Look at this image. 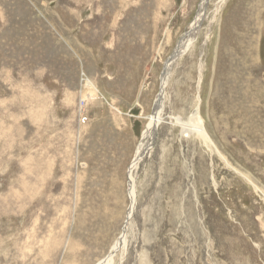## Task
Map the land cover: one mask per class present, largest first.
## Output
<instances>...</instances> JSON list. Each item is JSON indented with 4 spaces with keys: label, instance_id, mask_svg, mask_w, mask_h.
Instances as JSON below:
<instances>
[{
    "label": "rangeland",
    "instance_id": "rangeland-1",
    "mask_svg": "<svg viewBox=\"0 0 264 264\" xmlns=\"http://www.w3.org/2000/svg\"><path fill=\"white\" fill-rule=\"evenodd\" d=\"M205 1L0 0V264H264V0Z\"/></svg>",
    "mask_w": 264,
    "mask_h": 264
},
{
    "label": "bare ground",
    "instance_id": "bare-ground-1",
    "mask_svg": "<svg viewBox=\"0 0 264 264\" xmlns=\"http://www.w3.org/2000/svg\"><path fill=\"white\" fill-rule=\"evenodd\" d=\"M198 17L201 20V18L203 17V13H201L200 16H198ZM182 49H184V47ZM182 49H180V50H182ZM178 55H179V51H178L177 55L174 57V59H176L178 57ZM166 69L169 72V65H168V67ZM168 72H167L166 76L164 78H162L163 86H162L161 92H160V94H159V96L157 98V102L154 105V111L152 113L153 117L151 118L149 126L147 127L146 131L144 132L143 140H142V142H141V144H140V146L138 148V151H137V153L135 155V158H134V160L132 162L131 168L129 169V178L131 180V182H129V186L130 187H129V190H128V192H129L128 194H129V197H130V208H129V211H128L126 227H125L124 231L127 228V224H128L127 222H129L131 220L132 216H133V213L135 211V205H136V188H135V178L133 177V173H134V170L137 168L138 164L144 158L146 150L148 149V147H150L151 143L155 139L154 130L157 129V126L160 123V117L159 116H161V113H162V106H163V103H164V90H165V85H166L165 81H167ZM87 86L88 87H94L93 83L91 81H89V80L87 82ZM190 122H191V124L186 129L187 133H192L193 128H196V129H198V131H200V133L203 135V137L208 140L209 137L206 134L205 130L203 129V122L200 120L199 111H195V113L193 114V117L190 120ZM121 246L122 247L124 246V236H121L113 244V246L111 248V251H110V255H108L105 259L100 261L98 264H110L111 260L113 259L114 255H115V253L118 252L119 250H121V248H122Z\"/></svg>",
    "mask_w": 264,
    "mask_h": 264
},
{
    "label": "water",
    "instance_id": "water-1",
    "mask_svg": "<svg viewBox=\"0 0 264 264\" xmlns=\"http://www.w3.org/2000/svg\"><path fill=\"white\" fill-rule=\"evenodd\" d=\"M208 3H209V0H206L205 1V7L203 8V17L201 18V21L205 17V13H206V10H207ZM178 51H179V46H178V49L175 51L174 55L168 60L167 65H166V68L168 67V65H171V63L175 60L174 57L177 55ZM167 72H168V70L165 69L164 74H163V78L166 76ZM165 83H166V81H165ZM154 135L155 136L157 135V130L156 129L154 130Z\"/></svg>",
    "mask_w": 264,
    "mask_h": 264
},
{
    "label": "built area",
    "instance_id": "built-area-1",
    "mask_svg": "<svg viewBox=\"0 0 264 264\" xmlns=\"http://www.w3.org/2000/svg\"><path fill=\"white\" fill-rule=\"evenodd\" d=\"M86 120H87V117H85V116L82 117V121H83V122H86Z\"/></svg>",
    "mask_w": 264,
    "mask_h": 264
}]
</instances>
